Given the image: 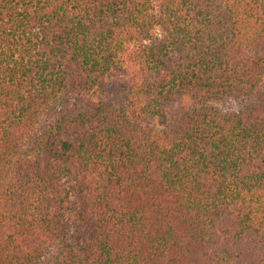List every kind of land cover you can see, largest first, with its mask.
<instances>
[{
	"label": "trees",
	"instance_id": "1",
	"mask_svg": "<svg viewBox=\"0 0 264 264\" xmlns=\"http://www.w3.org/2000/svg\"><path fill=\"white\" fill-rule=\"evenodd\" d=\"M0 264H264V0H0Z\"/></svg>",
	"mask_w": 264,
	"mask_h": 264
},
{
	"label": "rangeland",
	"instance_id": "2",
	"mask_svg": "<svg viewBox=\"0 0 264 264\" xmlns=\"http://www.w3.org/2000/svg\"><path fill=\"white\" fill-rule=\"evenodd\" d=\"M239 101H241V100L240 99H238V100H236V99L224 100V101H222V103L218 104V106L224 110H229V109L238 110L239 109L238 108L239 107V103H238Z\"/></svg>",
	"mask_w": 264,
	"mask_h": 264
}]
</instances>
